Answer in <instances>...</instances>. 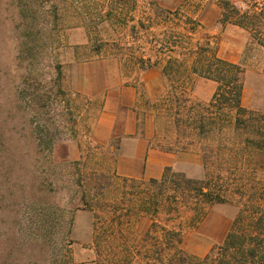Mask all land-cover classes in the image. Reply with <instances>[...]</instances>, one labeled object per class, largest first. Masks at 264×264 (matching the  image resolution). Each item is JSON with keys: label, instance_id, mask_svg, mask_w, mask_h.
I'll list each match as a JSON object with an SVG mask.
<instances>
[{"label": "rangeland", "instance_id": "rangeland-1", "mask_svg": "<svg viewBox=\"0 0 264 264\" xmlns=\"http://www.w3.org/2000/svg\"><path fill=\"white\" fill-rule=\"evenodd\" d=\"M76 1L30 0L37 25L24 37L16 0H0V264H147L141 253L134 258L121 253L119 237L111 239L109 252L94 245L96 212L84 205L94 197L84 185L93 180L79 183L80 176L115 172L146 181L160 178L167 167L190 178L203 176L197 154L154 147V119L144 115L140 92L146 102L163 93L159 70L142 72L140 86L134 88L120 76L116 59L93 56L70 6ZM154 1L172 7L181 0ZM52 5L58 7L57 20ZM196 5L189 12L218 55L245 71L242 106L264 111V50L252 45L240 28L221 24L214 3ZM215 88V83L195 77L189 95L194 102L207 103ZM131 114L136 120L132 139L123 133ZM113 123L112 137L98 143L96 126L104 132ZM144 150L159 156L149 174ZM133 152L139 155L137 161L130 156ZM124 205L122 201L120 209ZM236 212L231 204L214 205L186 231L184 251L197 257L207 254L223 240ZM149 225L141 217L122 228L139 241ZM155 258L148 264H158Z\"/></svg>", "mask_w": 264, "mask_h": 264}, {"label": "trees", "instance_id": "trees-1", "mask_svg": "<svg viewBox=\"0 0 264 264\" xmlns=\"http://www.w3.org/2000/svg\"><path fill=\"white\" fill-rule=\"evenodd\" d=\"M204 1L181 0L172 7L154 0L70 3L86 32L85 48L93 56L116 59L126 83L135 88L142 72L159 70L163 93L146 102L140 92L144 115L154 119V147L197 154L203 169L200 179L170 167L160 178L146 181L121 178L115 172L80 176L79 183L93 180L84 185L94 194L84 205L96 212L93 243L100 244L104 253L109 252L111 239L119 237L124 245L121 253L131 258L141 253L148 263L156 257L158 264H264V111L242 106L244 69L218 55L214 42L189 12ZM208 1L219 9L221 24L240 28L252 45L264 50V0ZM30 4L16 0L24 37L37 25ZM52 7L57 20L58 7ZM195 77L216 84L209 102L191 100ZM109 194L113 196L107 199ZM122 201L124 209L119 207ZM224 204L237 212L223 240L202 257L184 251L186 231L214 205ZM141 217L150 225L137 241L122 226Z\"/></svg>", "mask_w": 264, "mask_h": 264}, {"label": "crops", "instance_id": "crops-1", "mask_svg": "<svg viewBox=\"0 0 264 264\" xmlns=\"http://www.w3.org/2000/svg\"><path fill=\"white\" fill-rule=\"evenodd\" d=\"M108 115V113H106ZM105 115V114H104ZM114 118V123H115V115L112 116ZM135 118L134 116L131 114L130 119L128 120V124L126 126V128L124 129V135L130 139L133 138V136L136 134V122H135ZM101 123V121H100ZM114 123L110 126H108V128H106L103 132V130H100V132H97L99 129V126H96L95 130H94V139L100 143H106L109 141V139L112 137V135L114 134ZM104 134V136H103ZM138 140V139H137ZM136 140V141H137ZM146 153V173H151L153 171H155V169H153V166H155L157 164L158 161V154H156V152L154 151H146L144 150ZM134 152L132 154H130L131 158L133 160H138L139 159V155H137V153Z\"/></svg>", "mask_w": 264, "mask_h": 264}]
</instances>
